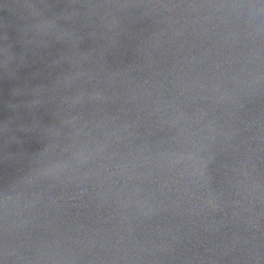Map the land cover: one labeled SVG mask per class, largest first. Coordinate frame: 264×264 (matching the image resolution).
<instances>
[{
	"label": "water",
	"instance_id": "obj_1",
	"mask_svg": "<svg viewBox=\"0 0 264 264\" xmlns=\"http://www.w3.org/2000/svg\"><path fill=\"white\" fill-rule=\"evenodd\" d=\"M0 264H264V0H0Z\"/></svg>",
	"mask_w": 264,
	"mask_h": 264
}]
</instances>
